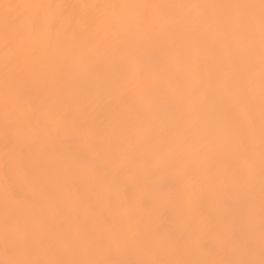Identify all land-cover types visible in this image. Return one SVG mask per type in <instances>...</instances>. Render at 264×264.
<instances>
[{
	"label": "bare ground",
	"instance_id": "obj_1",
	"mask_svg": "<svg viewBox=\"0 0 264 264\" xmlns=\"http://www.w3.org/2000/svg\"><path fill=\"white\" fill-rule=\"evenodd\" d=\"M259 2L0 0V264L260 260Z\"/></svg>",
	"mask_w": 264,
	"mask_h": 264
},
{
	"label": "snow or ice",
	"instance_id": "obj_2",
	"mask_svg": "<svg viewBox=\"0 0 264 264\" xmlns=\"http://www.w3.org/2000/svg\"><path fill=\"white\" fill-rule=\"evenodd\" d=\"M5 9L8 8H14L20 10L18 13L17 17H12L9 18L8 16H5V42L6 44L9 42V39L11 40H16L17 38H22L20 36L21 33V24L19 23L20 17H22L26 12H28L31 9L34 8H51L53 7L52 5H35V4H16V5H4ZM55 7H61L59 5ZM147 7H154V8H161L164 6L160 5H152V6H147ZM190 7H199V8H205L208 7L206 5H198V6H190ZM215 7V6H213ZM227 7H233V8H244V9H259V17H258V24H259V33H260V39H261V44L262 47H264V0H260L259 5H231ZM109 9H106L105 12L106 14L108 13ZM247 21L249 28L251 29L257 22V17L255 13H249L247 15ZM38 22L37 17H32V23L28 26V31L32 32L36 30V25ZM252 33L249 31V37H251ZM262 80H261V90H262V99H264V58H262ZM225 89L230 92V93H239L242 84L239 79H234L224 85ZM200 88L201 89H206L207 88V80L206 79H201L200 82ZM196 91H199L197 89ZM236 98L240 101L243 102L244 100V95L239 94L236 96ZM205 99L207 100V93H205ZM99 171V170H98ZM262 212V217H264V208L261 210ZM11 264H39L37 261H29V260H18V261H12ZM51 264H61V262H51ZM232 264H264V222H262L261 226V258L259 261H256L254 259H248V260H239L232 262Z\"/></svg>",
	"mask_w": 264,
	"mask_h": 264
}]
</instances>
